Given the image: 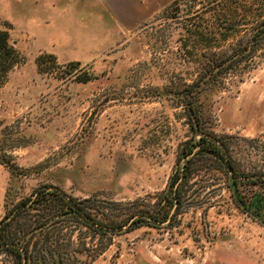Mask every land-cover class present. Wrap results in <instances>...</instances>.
<instances>
[{
    "label": "rangeland",
    "instance_id": "obj_1",
    "mask_svg": "<svg viewBox=\"0 0 264 264\" xmlns=\"http://www.w3.org/2000/svg\"><path fill=\"white\" fill-rule=\"evenodd\" d=\"M246 1L233 0L227 22L207 0L170 10L173 0L158 2L123 22L126 0H0V29L20 55L0 84V221L38 225L19 234L27 264H264V216L237 204L214 163L184 184L171 222L130 226L181 184L182 149L201 133L225 139L238 173L255 176L236 184L244 199L264 196V132L253 130L264 44L239 61L236 53L255 45L264 0ZM42 53L57 62L45 72ZM50 191L103 208L98 221L116 229L95 231L72 215L55 222L39 203ZM16 263L0 250V264Z\"/></svg>",
    "mask_w": 264,
    "mask_h": 264
},
{
    "label": "trees",
    "instance_id": "obj_2",
    "mask_svg": "<svg viewBox=\"0 0 264 264\" xmlns=\"http://www.w3.org/2000/svg\"><path fill=\"white\" fill-rule=\"evenodd\" d=\"M181 1L192 2L197 0H173L171 5L167 7V10H170L171 7L177 5ZM246 0H241V5H245ZM207 3L212 4V8L217 12L219 18L224 22L230 20V16L235 12L233 0H207ZM220 8V9H219ZM246 25L245 23H232V28H236L235 26ZM227 26L226 28H230ZM239 28V27H238ZM206 27L202 30L205 31ZM239 31V30H238ZM251 43L253 45L252 49L245 53L247 47L240 49L236 52L239 56V60H242L243 57L250 56L251 53L259 50L264 44V22L258 24L253 29V33L250 36ZM20 61V55L16 47L11 41L9 31L6 29H0V84L5 81L9 72L14 68V66ZM36 63L39 71H48V64L53 63L57 64L56 57L50 53H42L36 57ZM77 64L78 62H72ZM218 64H213L212 68H215ZM79 81H88L91 77L87 74L84 76L77 75L76 76ZM186 105L190 111L196 113L195 102L197 101V93H195L192 85H189L187 92L185 94ZM198 117V113H197ZM202 136L199 140L195 142L191 140H187L185 142V146L182 149L183 156L185 158L183 164L179 168L177 182L179 179H182L181 184L174 185V189L168 193L162 199L161 204L158 209L153 211H143L136 215L130 224L135 225L139 222H144L146 219L149 221L148 223H164L171 222L173 213H178V207L181 205L182 193L184 190V184L188 183L190 180L194 179L197 175H201V173H205L207 168L211 167V164L214 163L218 166L216 171L218 174H226L229 179L233 182V196H235V201L237 204L241 205L243 208L249 210L257 214L259 217L264 216V196L262 194H256L252 197V200L249 201L244 199L243 195L237 190V183L243 180L250 184H256L257 181L254 179L255 176L246 177V175H241L236 170L232 155L230 152V147H228V142L223 138L212 137L207 134L201 133ZM228 165L231 167V170L235 175H231L228 169ZM259 177V176H258ZM264 177V176H262ZM260 181V180H259ZM49 195V197H47ZM39 203H47V207L44 210L47 213H53L52 216L56 217L55 222H61L63 220L68 219L69 215L73 217H77L85 222L87 226L95 231L101 232L103 227L115 228L114 224L110 223V219H107V223L104 225L100 220L98 221L97 215L100 212H103V208L100 210H96L91 208L88 205L81 204L66 196L63 191H50L44 194V197L39 199ZM178 203V205H176ZM46 205V204H45ZM51 205V206H50ZM103 214V213H102ZM85 216H88L93 223L89 222L85 219ZM70 217V216H69ZM45 218V221L39 222V227L42 224H47L48 217L43 216L42 219ZM264 218V217H263ZM44 220V219H43ZM15 223V226H13ZM96 224L102 226L97 227ZM38 226V225H37ZM34 226L33 228H37ZM22 227H26L25 223H18V219L13 221H7L6 218L0 221V250L9 251L13 254V256L17 259L16 264H23L24 256L26 257V262L28 263L29 258L31 256V252L29 250V244L27 246L20 245L19 242V234L22 232ZM31 226H27L24 231L33 230Z\"/></svg>",
    "mask_w": 264,
    "mask_h": 264
},
{
    "label": "crops",
    "instance_id": "obj_3",
    "mask_svg": "<svg viewBox=\"0 0 264 264\" xmlns=\"http://www.w3.org/2000/svg\"><path fill=\"white\" fill-rule=\"evenodd\" d=\"M101 1V4H104V2H106V4H108L110 7L115 8L114 7V2L116 0H99ZM166 0H126V4L127 6H125L127 9H132V10H127L126 14L123 16L125 18H128V20H122L123 22L126 21H133V20H137L138 18V14H140L141 12L143 14H147L150 8H154L158 2H165ZM142 7V10H140V8ZM133 9H135L136 11H133ZM128 16V17H126ZM259 113L260 115H257V118H255L254 123H253V130L255 133H262L264 132V102L263 105L260 106L259 109ZM257 123V126H255V124Z\"/></svg>",
    "mask_w": 264,
    "mask_h": 264
},
{
    "label": "water",
    "instance_id": "obj_4",
    "mask_svg": "<svg viewBox=\"0 0 264 264\" xmlns=\"http://www.w3.org/2000/svg\"><path fill=\"white\" fill-rule=\"evenodd\" d=\"M199 135L202 136V134H199ZM228 169H229V172H230L231 175H235L234 172L231 170V167H230L229 165H228ZM84 217H85V219H87L89 222L93 223L92 220H91L88 216H85V215H84ZM95 225H96L97 227H102V226H100V225H98V224H96V223H95ZM103 229H105V230H115L116 228L103 227ZM23 264H27V262H26V257H25V256H24Z\"/></svg>",
    "mask_w": 264,
    "mask_h": 264
}]
</instances>
